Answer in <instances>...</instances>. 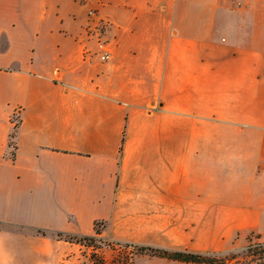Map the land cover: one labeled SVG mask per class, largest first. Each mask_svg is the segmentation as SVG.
Instances as JSON below:
<instances>
[{
	"label": "crops",
	"instance_id": "crops-1",
	"mask_svg": "<svg viewBox=\"0 0 264 264\" xmlns=\"http://www.w3.org/2000/svg\"><path fill=\"white\" fill-rule=\"evenodd\" d=\"M97 221L264 241V0H0V264H64Z\"/></svg>",
	"mask_w": 264,
	"mask_h": 264
},
{
	"label": "rangeland",
	"instance_id": "rangeland-1",
	"mask_svg": "<svg viewBox=\"0 0 264 264\" xmlns=\"http://www.w3.org/2000/svg\"><path fill=\"white\" fill-rule=\"evenodd\" d=\"M13 120L15 123H19L20 117L17 113L14 115ZM10 142L13 146V137ZM101 225L99 226L100 229ZM260 242L264 241L251 234L245 240L235 242V245L226 251L204 254L228 259L236 257L240 261H249L251 258L248 251L249 246ZM73 246L75 251L72 252L64 264H67V261H70V264H166L169 261L166 258L140 253L138 246L141 245L110 241L100 236L98 239L92 238L83 240L82 243H74ZM201 247L203 246L200 245ZM250 264L259 263L253 261Z\"/></svg>",
	"mask_w": 264,
	"mask_h": 264
},
{
	"label": "trees",
	"instance_id": "trees-1",
	"mask_svg": "<svg viewBox=\"0 0 264 264\" xmlns=\"http://www.w3.org/2000/svg\"><path fill=\"white\" fill-rule=\"evenodd\" d=\"M19 123H16V126H18ZM14 137V135L12 136ZM10 146L15 148V144L13 146ZM12 155H14V151L12 152ZM103 222L97 221L95 224L96 227V235L93 236H86V235H75L65 232H58L56 236L58 239L65 240L71 243H82L83 240L86 239H98L99 234L101 233L100 225ZM40 233L46 234L45 231L39 230ZM138 251L140 253L149 254L152 256H157L160 258H166L169 260H175L180 262H187V263H193V264H250L253 261H257L259 264H264V242L252 244L249 246L248 251L250 255L249 261H240L236 257H233L231 259L228 258H220L216 256L207 255L204 253H197V252H190V251H181V250H169L165 248L150 246V245H141L138 246Z\"/></svg>",
	"mask_w": 264,
	"mask_h": 264
}]
</instances>
